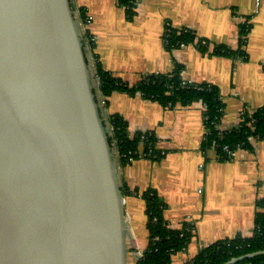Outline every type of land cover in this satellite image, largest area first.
Segmentation results:
<instances>
[{
    "label": "crops",
    "instance_id": "0c3cea01",
    "mask_svg": "<svg viewBox=\"0 0 264 264\" xmlns=\"http://www.w3.org/2000/svg\"><path fill=\"white\" fill-rule=\"evenodd\" d=\"M73 9L90 18L88 33L94 37L92 61L135 85L145 76L183 68L191 84H209L219 90L224 105L218 127L233 129L241 114L264 106V0H140L129 19L117 0H71ZM245 44L240 46V26ZM190 30L209 42L207 53L195 44L169 51L166 28ZM224 45L243 50L239 56L215 55ZM103 114H120L130 134L152 133L160 160L137 158L118 166L120 186L138 194L125 196L130 230L127 264H136L147 246L145 203L141 193L153 190L165 204L164 219L171 230L188 229L187 247L172 255L171 264H185L203 248L236 236L249 238L264 199V139L253 140L250 150L240 149L222 160L213 146L204 148V105L162 107L154 101L113 92L100 96Z\"/></svg>",
    "mask_w": 264,
    "mask_h": 264
},
{
    "label": "water",
    "instance_id": "95a60500",
    "mask_svg": "<svg viewBox=\"0 0 264 264\" xmlns=\"http://www.w3.org/2000/svg\"><path fill=\"white\" fill-rule=\"evenodd\" d=\"M87 54L71 0H0V264H127L118 156Z\"/></svg>",
    "mask_w": 264,
    "mask_h": 264
},
{
    "label": "trees",
    "instance_id": "16d2710c",
    "mask_svg": "<svg viewBox=\"0 0 264 264\" xmlns=\"http://www.w3.org/2000/svg\"><path fill=\"white\" fill-rule=\"evenodd\" d=\"M140 0H117L118 5L125 9L129 19L135 16V8ZM75 10V9H74ZM76 11V10H75ZM76 15L80 21L86 17L83 10H77ZM240 46L244 45L247 29L240 26ZM165 48L169 51L180 48L182 45L195 44L199 51L207 53L209 42L200 39L192 31L166 28L164 34ZM215 55L239 56L245 60L243 50H231L224 45H217L213 49ZM93 68L98 80L101 97L105 102L113 92H124L131 95L139 93L142 99L154 101L162 107L174 108L177 105L186 107L201 102L204 105L203 117L206 133L204 135V148L213 146L222 160H229L223 147L237 151L250 150L253 140L264 139V106L252 113L241 114L238 126L224 131L219 135L217 124L223 115L224 105L219 90L209 84H189L181 87V71L183 68L173 64L168 74L156 73L140 79L135 85L123 83L109 71H106L98 61H94ZM111 129L110 142L113 144L118 163L121 166L130 165V158L137 159L139 152L146 154V158L154 161L160 160V152L156 149L157 138L152 133L130 134L127 122L120 114H112L107 118ZM123 196L138 194L137 189L130 190L125 184L120 188ZM145 203L147 246L137 259L136 264H171L172 255L184 250L191 234L188 229L171 230L164 219L165 204L153 190L141 193ZM258 211L253 222L252 235L248 238L236 236L232 239L216 241L203 248L196 256L185 264H224L234 257L264 250V199L257 202ZM238 264H264V255L244 260Z\"/></svg>",
    "mask_w": 264,
    "mask_h": 264
},
{
    "label": "built area",
    "instance_id": "2783aa9c",
    "mask_svg": "<svg viewBox=\"0 0 264 264\" xmlns=\"http://www.w3.org/2000/svg\"><path fill=\"white\" fill-rule=\"evenodd\" d=\"M77 16V15H76ZM78 18V17H77ZM80 21V19H79ZM90 23V18L88 16L85 17V19L83 21H80V24H81V30H82V35H83V40H84V44H85V47L88 51H90V48L92 46V44L94 43V37L91 36L89 33H88V30H87V27ZM183 46V45H182ZM182 73H183V70L181 71V87H187L189 84H191L189 81H186L182 78ZM205 108V107H204ZM205 110V109H204ZM217 130H218V133L219 135H222L224 130L222 131L219 127H218V124H217ZM205 133H206V130H205ZM223 151L227 153V156L229 158H232L234 157L235 155V152L236 151H232V150H229L227 146H224L223 148ZM146 154H144L143 152H139L138 154V157L137 158H146ZM134 159L130 158V161H133ZM141 257V255H140Z\"/></svg>",
    "mask_w": 264,
    "mask_h": 264
},
{
    "label": "rangeland",
    "instance_id": "374dc122",
    "mask_svg": "<svg viewBox=\"0 0 264 264\" xmlns=\"http://www.w3.org/2000/svg\"><path fill=\"white\" fill-rule=\"evenodd\" d=\"M75 12H77V11H75ZM78 17V16H77ZM88 55V57H90L91 58V56H90V53L89 54H87ZM93 63H94V61H92V59H91V67H93ZM98 81V80H97ZM98 90H99V87L97 88ZM100 93V92H99ZM99 96H101V95H99ZM103 98V97H102ZM104 99V98H103ZM119 164V163H118ZM119 166V165H118ZM129 255V254H128ZM138 255H141V253L139 254L138 253ZM140 256H138V258H139ZM129 258H131V256L129 255Z\"/></svg>",
    "mask_w": 264,
    "mask_h": 264
}]
</instances>
